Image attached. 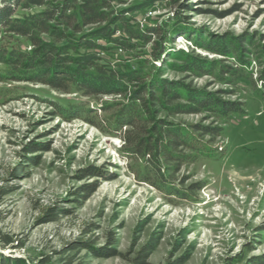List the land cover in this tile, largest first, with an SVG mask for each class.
Instances as JSON below:
<instances>
[{
	"label": "rangeland",
	"instance_id": "obj_1",
	"mask_svg": "<svg viewBox=\"0 0 264 264\" xmlns=\"http://www.w3.org/2000/svg\"><path fill=\"white\" fill-rule=\"evenodd\" d=\"M119 2L112 12L125 14L139 34L158 28L161 35L151 43L134 40L127 49L99 40L105 48L94 51L100 64L143 72L149 82L189 85L242 104L244 113L170 117L154 108L153 117L181 126L192 147L183 150L190 161L171 166L167 186L156 187L141 175L149 157L130 154L122 139L130 129L115 123L128 103L124 96L61 94L0 77V244L11 242L0 250L29 264H61L69 256L87 264H129V254L157 234L162 239L152 264L187 255L186 264H249L264 257V0ZM157 42L164 53L156 51ZM1 49L29 53L32 47L2 29ZM188 60L202 74L184 72ZM4 69L0 64V76ZM194 127L223 131L214 138ZM91 184L99 188L85 201L78 194ZM197 184L201 190L194 191ZM176 189L187 199L174 195ZM112 240L118 254L112 258L69 251L82 243L106 250Z\"/></svg>",
	"mask_w": 264,
	"mask_h": 264
},
{
	"label": "trees",
	"instance_id": "obj_2",
	"mask_svg": "<svg viewBox=\"0 0 264 264\" xmlns=\"http://www.w3.org/2000/svg\"><path fill=\"white\" fill-rule=\"evenodd\" d=\"M119 1L121 0H0V32L4 29L8 34L23 37L32 47L29 53L1 49L0 64L5 69L0 77L44 85L61 94L81 93L84 97L105 94L124 96L128 103L119 111L115 121L120 124L121 129H130L122 136L124 146L133 156L149 157V162L141 174L147 183L166 187V173L170 172L171 166L177 165L179 168L187 160L190 161L183 150L192 147L181 126L165 120H156L153 117V109L162 108L170 117L198 115L203 112L227 118L234 114H243V105L222 102L214 95L192 90L189 85L180 86L169 84L167 81L159 84L149 82L143 72L114 71L100 64V59L94 51L105 48L98 44L99 40H106L117 44L121 49H127L133 47L134 40L151 43L154 36L161 35L158 28H151L148 32L139 34L130 26L125 14L112 12V4L120 3ZM32 8L42 10L28 16L18 14L20 10L27 11ZM89 26L98 28L84 34V29ZM118 34L121 37H118ZM156 45L159 46L158 42ZM156 51L159 54L164 53L163 45L160 44ZM152 56L160 59L155 51ZM182 67L186 73L202 74L200 66L191 60ZM130 84L134 85L133 90H129ZM158 90L161 96L156 95ZM184 99L187 104H182ZM75 111L83 115L86 110L77 107ZM194 128L195 133L214 138L220 137L223 131ZM36 151L37 148H28L27 153ZM201 187V184H197L191 188L199 191ZM98 188V184L87 185L78 195L87 201ZM173 193L187 199L185 192L179 189L173 190ZM141 231V228L136 230V238ZM161 239L162 236L154 235L138 252L129 254L133 255V258H128V263L152 264L150 258L160 245ZM110 244L106 250L97 251L82 243L69 251L86 249L94 258H112L118 254L112 248L115 241L112 240ZM9 245L11 242L6 241L4 245L0 244V249L4 250ZM1 250L0 264H29L22 258L6 256ZM189 257L187 255L177 260L169 259L165 264H186ZM61 264L87 262L69 256L63 259ZM249 264H264V257L255 258Z\"/></svg>",
	"mask_w": 264,
	"mask_h": 264
}]
</instances>
